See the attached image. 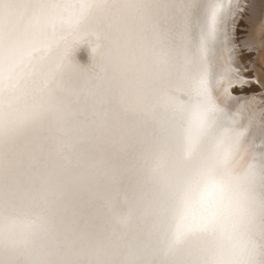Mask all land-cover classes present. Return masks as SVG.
I'll return each instance as SVG.
<instances>
[{"label":"snow or ice","instance_id":"1","mask_svg":"<svg viewBox=\"0 0 264 264\" xmlns=\"http://www.w3.org/2000/svg\"><path fill=\"white\" fill-rule=\"evenodd\" d=\"M238 14L0 0V264H264V127L257 144L232 94Z\"/></svg>","mask_w":264,"mask_h":264},{"label":"bare ground","instance_id":"2","mask_svg":"<svg viewBox=\"0 0 264 264\" xmlns=\"http://www.w3.org/2000/svg\"><path fill=\"white\" fill-rule=\"evenodd\" d=\"M237 2L239 14L234 18L230 17V22L227 25L232 30L231 40L233 41L228 45L232 49L230 63L236 70L232 74L235 83L232 94L238 98L240 103L248 102L250 104L251 114L254 117L253 132L256 136V143L259 144L260 129L264 127V91H262L264 89V0H237ZM246 10L250 13L247 14ZM233 11L235 12L237 9H233ZM244 15L250 17L251 27L249 30L251 29V33L242 40L237 36L238 29L236 27ZM233 19L234 23L231 22ZM245 45L256 48L258 52L256 62L250 63L248 55L243 52ZM250 77L258 80L259 83H254L249 79ZM244 81H248V83H244Z\"/></svg>","mask_w":264,"mask_h":264},{"label":"rangeland","instance_id":"3","mask_svg":"<svg viewBox=\"0 0 264 264\" xmlns=\"http://www.w3.org/2000/svg\"><path fill=\"white\" fill-rule=\"evenodd\" d=\"M248 11V10H246ZM245 11V12H246ZM247 14L250 13V11L246 12ZM250 17H248V15H244L243 17L240 18V23L238 22V25H237V29H238V33H237V36L240 38V39H244L246 38V36L248 37V35H250L251 33V29L249 30V28L251 27V22H250ZM249 20V21H248ZM244 22V23H243ZM250 31V32H249ZM242 42V41H241ZM244 48V53H246L248 55V58L250 60V63H254L257 61V58L256 56H258V52L256 50L255 47H250L248 45H245L243 46ZM248 48V49H247ZM249 50V51H248ZM251 52V53H250ZM257 53V54H256ZM253 58V59H252ZM251 81H254L253 77H250L249 78ZM257 84V83H256Z\"/></svg>","mask_w":264,"mask_h":264}]
</instances>
